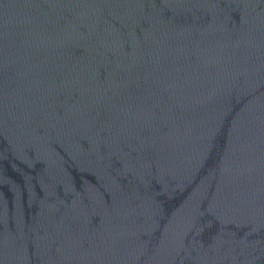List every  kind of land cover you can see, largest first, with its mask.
Instances as JSON below:
<instances>
[{
    "label": "water",
    "instance_id": "obj_1",
    "mask_svg": "<svg viewBox=\"0 0 264 264\" xmlns=\"http://www.w3.org/2000/svg\"><path fill=\"white\" fill-rule=\"evenodd\" d=\"M0 264H264V0H0Z\"/></svg>",
    "mask_w": 264,
    "mask_h": 264
}]
</instances>
